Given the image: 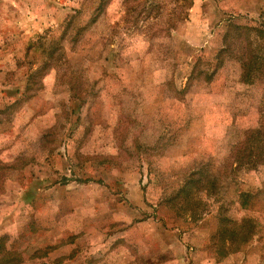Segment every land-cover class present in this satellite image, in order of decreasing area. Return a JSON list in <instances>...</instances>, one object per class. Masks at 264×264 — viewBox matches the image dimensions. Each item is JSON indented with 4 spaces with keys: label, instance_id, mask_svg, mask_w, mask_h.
<instances>
[{
    "label": "rangeland",
    "instance_id": "rangeland-1",
    "mask_svg": "<svg viewBox=\"0 0 264 264\" xmlns=\"http://www.w3.org/2000/svg\"><path fill=\"white\" fill-rule=\"evenodd\" d=\"M230 23L264 0H0V264H264Z\"/></svg>",
    "mask_w": 264,
    "mask_h": 264
},
{
    "label": "trees",
    "instance_id": "trees-1",
    "mask_svg": "<svg viewBox=\"0 0 264 264\" xmlns=\"http://www.w3.org/2000/svg\"><path fill=\"white\" fill-rule=\"evenodd\" d=\"M187 5L191 6L192 1ZM102 8H103V4L101 1V5H99V7L97 8L98 13H100ZM229 27H232L233 29H235L236 37L238 39H234V40L236 41L240 40V43H242L243 45L245 43V46H243L244 49L245 50L248 49L250 52V53H246V57L245 55L241 56V59L243 58V60H245L244 65L246 69V72L243 75V81L246 83L260 82L261 84V82L264 81V53H263L264 46H262V43L264 40V27L262 26L251 27V29L255 31L257 35V39L253 38L254 42L256 40L260 41V46L258 49L252 46L254 45L253 39H251L252 35L250 32L247 31L246 26L244 27L240 24L238 25L236 23H230ZM249 30H250V27H249ZM228 37H229V31L226 34V39L224 40L225 47L222 49L218 57L220 64L225 62L224 57H226L225 55L228 53L229 46L231 45L232 39H227ZM246 136L248 139L247 143L248 144L250 143L252 146L255 145L256 148L259 147L257 142L260 139V161H261L260 163L264 165V93L262 94L260 98V127H257L256 129H250Z\"/></svg>",
    "mask_w": 264,
    "mask_h": 264
}]
</instances>
